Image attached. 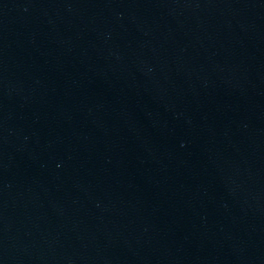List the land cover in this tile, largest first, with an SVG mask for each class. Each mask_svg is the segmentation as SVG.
Listing matches in <instances>:
<instances>
[{"label": "water", "instance_id": "95a60500", "mask_svg": "<svg viewBox=\"0 0 264 264\" xmlns=\"http://www.w3.org/2000/svg\"><path fill=\"white\" fill-rule=\"evenodd\" d=\"M0 264H264V0H0Z\"/></svg>", "mask_w": 264, "mask_h": 264}]
</instances>
